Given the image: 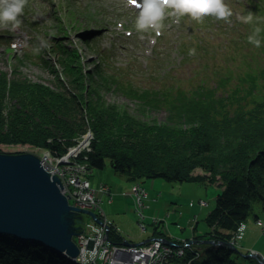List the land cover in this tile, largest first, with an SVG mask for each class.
<instances>
[{"label":"rangeland","instance_id":"1","mask_svg":"<svg viewBox=\"0 0 264 264\" xmlns=\"http://www.w3.org/2000/svg\"><path fill=\"white\" fill-rule=\"evenodd\" d=\"M260 1L225 0L233 9L228 21L211 15L203 17L202 22L190 15L182 19V16L172 15V10L166 8L157 34V30L151 28L144 31L136 29L140 9L133 6L130 0H27L19 17V26L14 29L11 26L0 27V34L11 35L13 42L8 48V45L0 43V73L7 71L10 77L14 75L38 81L52 89V93H67L73 89L77 93L83 91L86 101L98 97L97 93L101 92L102 99L136 119L147 123H165L169 121V111L147 106L144 97L137 96V92L152 91V88L163 91L170 87L176 88V91H198L197 96L204 99L205 93L225 96L246 85L247 82L242 84L241 77L252 66L258 65L253 54L260 60L264 56L261 47L257 48L248 41L254 26L263 23L258 10L262 3L256 8ZM249 12L258 20L246 24L237 19L238 15ZM2 35L0 41L9 38ZM59 40H63L62 43L69 49L76 48L80 54L81 60L77 61L78 68L73 74L82 73L80 66L84 74L72 83L67 73H64L63 79L62 76L57 78L52 71L55 66L60 73L63 72L59 63L60 53H56ZM192 49L195 51L190 55ZM253 59H256V64ZM99 69L113 75L114 81L106 82ZM228 72L231 75L224 81ZM188 126L184 123L182 127ZM220 146L222 150V144ZM0 152H34V147L29 144H0ZM88 176L93 186L107 182L114 189L112 202L106 194L102 195V207L107 217L123 231L125 239L139 242L149 238L154 232L155 226L152 228L150 225L155 214L159 215L162 228L165 226L175 235L189 238V241L187 238L179 239L184 243L183 253L172 256L177 264H188L182 260L187 246L185 242L191 243L195 236L209 229L206 216L222 188L220 176L212 184L168 181L164 178L144 179L142 184L148 191L145 202L149 206L144 210L148 230L143 231L137 220L139 214L134 196L127 193L134 180L115 172L110 159H106L103 168L89 169ZM200 200L208 201V205H201ZM257 216L264 223V207L260 201L254 200L246 219L248 231L239 239V244L234 240L231 245L238 249V259L249 264H256L250 256L257 258V252L264 254V226L257 222ZM82 219V225L87 226V222H91L87 214H83ZM141 244L146 242L136 245ZM250 247L256 253H252ZM163 264H169V261L165 260Z\"/></svg>","mask_w":264,"mask_h":264},{"label":"trees","instance_id":"2","mask_svg":"<svg viewBox=\"0 0 264 264\" xmlns=\"http://www.w3.org/2000/svg\"><path fill=\"white\" fill-rule=\"evenodd\" d=\"M260 3L263 23L254 27L262 29L259 39L264 52V0L256 8ZM62 41L57 42L56 53H60L63 72L55 66L52 71L63 79L67 73L72 83L82 76L81 66L82 73L73 74L81 58L76 48L69 49ZM4 43L8 48L11 40ZM253 56L258 65L251 64V70L241 77L242 84H247L225 96L209 92L201 99L198 91L170 87L137 92L147 106L169 111V121L161 124L136 119L102 99L101 92L86 101L83 91L52 93L38 81L10 77L5 71L0 73V144H29L60 155L74 142L73 137L88 128L94 134L87 152L93 168H103L110 159L115 172L134 181L164 178L212 184L220 176L222 188L206 216L210 229L195 236L197 243L186 246L182 260L188 264H249L238 259V249L229 242L239 223L250 215L252 201L264 207V56L263 60ZM99 74L108 83L114 81L104 70L99 69ZM230 75L226 73L224 81ZM184 123L189 126L183 128ZM117 230L116 225L110 227L109 238L121 243L125 238ZM162 238L181 243L166 234ZM249 258L261 264L260 258ZM0 264L89 263L72 260L39 240L0 233Z\"/></svg>","mask_w":264,"mask_h":264},{"label":"water","instance_id":"3","mask_svg":"<svg viewBox=\"0 0 264 264\" xmlns=\"http://www.w3.org/2000/svg\"><path fill=\"white\" fill-rule=\"evenodd\" d=\"M36 152V149L34 152H0V233L39 240L72 260H79L75 237L84 230L80 224L83 214L99 223L102 220L91 209L70 205V195L63 193L65 187L61 179L43 165ZM156 238L139 242L123 239L121 244L136 245ZM201 240L208 244L215 242L213 239ZM191 241L197 243L198 239Z\"/></svg>","mask_w":264,"mask_h":264},{"label":"built area","instance_id":"4","mask_svg":"<svg viewBox=\"0 0 264 264\" xmlns=\"http://www.w3.org/2000/svg\"><path fill=\"white\" fill-rule=\"evenodd\" d=\"M81 140L90 143L92 139L90 137L81 136ZM38 152L41 154L43 165L51 171L52 174L58 175L61 179L62 185L65 187L62 189L63 193L67 196L69 194L70 197L68 198H70V200H80V202H75L76 206L96 210L95 206L90 208L85 204L86 202L89 203V200L96 201L95 196L91 194L92 190L97 192V194H99V192H110V190L107 189L110 188V186H106L105 182H100L97 187L89 183V168L84 160L77 156V152H66V154L57 155L47 148H42L38 150ZM78 192H81V194H78ZM127 193L134 196L137 211L139 212L140 208L145 203L138 206V202H143L142 200L148 195L146 187L142 183H136ZM97 211L103 215L101 208ZM101 219L103 220V224L96 223L102 228L99 233L100 236L96 231L97 225H91L94 229L88 228V231L84 229L75 237L79 246L78 261L92 264H163L165 260L169 261V259H173V255L183 253V242L180 244H167L160 238L153 239L155 241L153 243L146 242V244L141 245L126 246L114 242L112 243L108 240L106 220L102 217ZM236 236H239L237 230L232 236L231 241H234ZM185 244L188 245L187 242H185ZM88 251H90L91 254ZM133 251L136 252L134 256L131 255ZM168 254H171V256H168ZM177 263V260L173 261V264Z\"/></svg>","mask_w":264,"mask_h":264},{"label":"clouds","instance_id":"5","mask_svg":"<svg viewBox=\"0 0 264 264\" xmlns=\"http://www.w3.org/2000/svg\"><path fill=\"white\" fill-rule=\"evenodd\" d=\"M132 4L139 7V15L136 18L135 27L139 31L149 28L157 30L162 27L165 9H171L172 15H190L192 19L202 22L205 16H215L218 20L228 21L233 15V9L225 0H130ZM27 0H0V27L11 26L13 29L20 24L19 17L22 15ZM237 19L242 23L252 24L255 18L251 12L247 15H238ZM260 27H255L248 41L255 47L261 46L259 34ZM194 49L189 54H194ZM244 225H241L243 231Z\"/></svg>","mask_w":264,"mask_h":264},{"label":"bare ground","instance_id":"6","mask_svg":"<svg viewBox=\"0 0 264 264\" xmlns=\"http://www.w3.org/2000/svg\"><path fill=\"white\" fill-rule=\"evenodd\" d=\"M79 136L80 137H78V136H76V137H73V143L71 144V145H69L68 146V148H67V150L64 152V153H62V154H66V152H70V153H72V152H77V156L80 158V159H82V160H84V162H85V164L87 165V167L90 169V170H93V167H91V165H90V163H89V160H88V156H87V152L88 151H90L91 149H92V144H91V142L90 143H87V142H85V141H83V140H81V136H85V137H90L91 139H93V137H94V134H93V132H92V130H90V129H88V128H86V130L85 131H83L82 133H80L79 134ZM34 147V149H36V150H39L41 147H38V146H33ZM37 154H39L40 155V157H41V154H40V152H36ZM62 154H60V155H62ZM59 155V154H58ZM112 165V164H111ZM198 172H200V171H198ZM142 181H144V180H135L134 181V183H133V185L134 184H136V183H142ZM91 185H93L92 184V182L90 181L89 182ZM109 184L106 182V186H108ZM132 185V186H133ZM110 186V185H109ZM96 187V186H95ZM108 190H110V192L109 193H107V192H99V194H97V192H95L94 190H92V195H94L95 196V199H96V201H93V200H89V203L88 202H86L85 204L88 206V207H90V208H92V206H95V209L96 210H93V209H91V210H93V211H95L96 213H97V215L99 216V218L101 219V217L103 218V219H105L106 220V229H107V226H109V230H110V227H115V225L116 224H114L113 223V221L112 220H110L108 217H107V215H106V212L104 211V209H103V207H102V202H103V194H106L107 196H108V200H109V202H112L113 201V199H114V193H113V190L114 189H112L111 188V186H110V188H107ZM89 193H90V191H89ZM78 194H81V192H78ZM143 195V194H142ZM148 196V195H147ZM147 198V197H146ZM145 198V199H146ZM145 199L144 200H142L143 202H138V206H140L142 203H145L141 208H140V210H139V212H138V214H139V218L137 219L138 220V223L140 224V227H141V230H143V231H146V230H148L147 229V221H146V215H145V208L146 207H148L149 205H147L146 204V202H145ZM76 201H79L80 202V200H77V199H69V203H70V205H74L75 206V202ZM155 202V201H154ZM207 202L208 201H206V200H200V204L201 205H208L207 204ZM91 203V204H90ZM156 204V203H155ZM190 204L192 205L193 204V202H190ZM135 205H136V203H135ZM80 207V206H79ZM101 208V210H102V212H103V215H101V213L100 212H98L97 210L98 209H100ZM89 209V208H88ZM136 210H137V207H136ZM158 211V210H157ZM197 211H195V213H196ZM90 216V215H89ZM155 216H156V218L157 219H155ZM155 216L153 217V221L151 222V227L153 228L154 226H155V228H154V232L152 233V234H158V235H167V234H169L173 239H177V240H179V239H181V238H187V237H180V236H177V235H175L171 230H168L165 226H163V228L160 226L161 224L159 223V221H158V214H155ZM195 216H197V214L195 215ZM90 218H91V222H87V226L90 228V229H94V227L92 226L91 227V225H97L96 223H99V222H97L93 217H91L90 216ZM260 218H258L257 220H259ZM102 220V219H101ZM258 223L259 224H261L262 226H264V223H262V221L261 220H259L258 221ZM100 224H103V220H102V223H100ZM241 225H244V229H243V231H241ZM248 225H249V223L248 222H246V220L245 221H241L240 223H239V225H238V228H237V232H238V234H239V236H236L235 237V240L238 242V244H239V239H241V238H243L244 237V235L246 234V232L248 231ZM86 225H82V227H84V229L86 230V231H88V227H87ZM117 227V226H116ZM118 229V228H117ZM210 229V228H209ZM208 229V230H209ZM101 230H102V228H101V226L100 225H97V227H96V231H97V233H98V235L100 236V232H101ZM119 233H123V231L121 232V230L120 229H118L117 230ZM4 234H8V233H4ZM150 235V237H158L159 238V236H153V235ZM10 235H12V234H10ZM123 235V234H122ZM174 237H173V236ZM18 237V236H17ZM108 237H109V235H108ZM125 238V237H124ZM171 239V238H170ZM129 240H131V239H129ZM80 241H82V240H80ZM132 241V240H131ZM170 242H171V240H170ZM230 243V245H233L234 244V242L233 241H230L229 242ZM176 248H178V247H176ZM250 251H252V253H254L255 252V250H253L251 247H250V249H249ZM90 254H91V252L90 251H88ZM136 254V252H131V255L132 256H134ZM255 255H257L262 261H264V254H255ZM168 256H171V254H168ZM83 260L85 261V259L83 258ZM173 259H169V264H173ZM178 262V261H177Z\"/></svg>","mask_w":264,"mask_h":264},{"label":"snow or ice","instance_id":"7","mask_svg":"<svg viewBox=\"0 0 264 264\" xmlns=\"http://www.w3.org/2000/svg\"><path fill=\"white\" fill-rule=\"evenodd\" d=\"M133 2H135V0H133Z\"/></svg>","mask_w":264,"mask_h":264}]
</instances>
